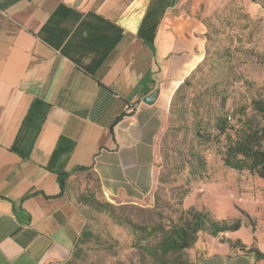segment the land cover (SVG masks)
<instances>
[{"label": "crops", "instance_id": "1", "mask_svg": "<svg viewBox=\"0 0 264 264\" xmlns=\"http://www.w3.org/2000/svg\"><path fill=\"white\" fill-rule=\"evenodd\" d=\"M180 1L0 0V264L72 256L85 225L71 193L81 174L114 203L153 187L162 98L196 61ZM222 235L199 237L196 264H264L231 245L264 254V220Z\"/></svg>", "mask_w": 264, "mask_h": 264}, {"label": "rangeland", "instance_id": "2", "mask_svg": "<svg viewBox=\"0 0 264 264\" xmlns=\"http://www.w3.org/2000/svg\"><path fill=\"white\" fill-rule=\"evenodd\" d=\"M176 14L194 28L196 61L162 98L153 187L141 201L114 203L96 177L81 174L71 193L85 225L72 256L56 264H155L147 251L160 241V227L180 224L191 208L250 230L264 220V179L223 160L242 130L264 126L257 107L264 105V12L251 0H181ZM220 117L227 118L224 132L216 126ZM129 221L157 232L143 237ZM209 235L201 231L198 239ZM194 247L166 255V262L196 264Z\"/></svg>", "mask_w": 264, "mask_h": 264}, {"label": "trees", "instance_id": "3", "mask_svg": "<svg viewBox=\"0 0 264 264\" xmlns=\"http://www.w3.org/2000/svg\"><path fill=\"white\" fill-rule=\"evenodd\" d=\"M257 107L264 111V105L257 102ZM216 126L221 131L227 128V118H217ZM223 160L225 164L233 169L249 170L264 179V126L258 128H245L235 140H231L226 146ZM77 170H86L78 168ZM71 173H63L60 175V185L64 191L66 181ZM180 224L165 230L160 227L162 232L160 241L152 249L147 251L153 257L155 264H182L180 262H166V255L183 251L192 247L198 240L199 232H208L212 236H218L228 231H236L241 228V222L236 220L229 222L227 220H217L211 217L210 213L205 210L191 208L182 213ZM136 232L144 234L143 237H151L157 232V228H147L139 226L129 221ZM231 245L239 246L242 250L254 252L257 257L262 258L264 254L257 248H247L241 241L231 242Z\"/></svg>", "mask_w": 264, "mask_h": 264}, {"label": "water", "instance_id": "4", "mask_svg": "<svg viewBox=\"0 0 264 264\" xmlns=\"http://www.w3.org/2000/svg\"><path fill=\"white\" fill-rule=\"evenodd\" d=\"M157 95H158L157 92H156L155 95H148V96H146V97L144 98V101H145V102H148V103H153V102H155V99L157 98Z\"/></svg>", "mask_w": 264, "mask_h": 264}]
</instances>
